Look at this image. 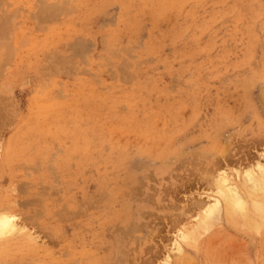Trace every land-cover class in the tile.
<instances>
[{
    "label": "rangeland",
    "instance_id": "obj_1",
    "mask_svg": "<svg viewBox=\"0 0 264 264\" xmlns=\"http://www.w3.org/2000/svg\"><path fill=\"white\" fill-rule=\"evenodd\" d=\"M0 27V264H264L239 215L175 249L264 167V0H1Z\"/></svg>",
    "mask_w": 264,
    "mask_h": 264
},
{
    "label": "bare ground",
    "instance_id": "obj_2",
    "mask_svg": "<svg viewBox=\"0 0 264 264\" xmlns=\"http://www.w3.org/2000/svg\"><path fill=\"white\" fill-rule=\"evenodd\" d=\"M0 28L2 29V27H0ZM5 28H6V26H5ZM7 28L10 29L11 27L10 28L7 27ZM0 31L2 32V33L0 32L1 33L0 35H3L5 30H0ZM6 33H9V32H6ZM11 34H8L7 35L8 37L6 36V38H5L6 41H7V38H9V35H11ZM4 36L5 35H3V37ZM3 37H2V39H3ZM11 38H12V36L9 39L11 40ZM8 42H9V40H8ZM0 44H1V42H0ZM3 44H4V42H3ZM9 46H11V45L10 44L9 45L4 44V45L0 46V49H2V48H4L5 50L7 48L10 49ZM2 51L3 50H1V53H0L1 54L0 63L2 61V57H4L3 61L7 57V56L6 57L4 56L5 51H3V52ZM9 52H10V50H9ZM13 54H15V53H13ZM8 61L6 60V62L5 61L3 62L4 63L3 69H5L4 68L5 63H7ZM5 71L6 70H4V72H2V73L5 74ZM0 75H2V74H0ZM2 82H5V80H2ZM4 91H5V88L1 87L0 94H4L5 93ZM3 97L6 98V96H3ZM1 98H2V96H0V101H1ZM8 98H10V97H8ZM3 100H8V99H3ZM9 103L14 104L12 97H11V101ZM2 107L5 108V106H2ZM6 107H8V106H6ZM8 109H9V107H8ZM11 109H13V107ZM15 109L16 108H14V110ZM236 176H237V179L239 178V180L243 183L242 187L239 186L237 183L232 182V179H231L232 177L228 176V174L227 175L224 174V175L216 177V182H215V184L212 185L214 194H213V196L210 197L208 204L205 203V206L203 207L201 214L199 215V217H197L198 220H196L197 222L195 223V227H193V230L191 229V231H187V232L181 231L179 236H178V239L181 241V242H177L175 244V247H176L175 249H176V253H178V256H180V254L182 253V244L181 243L193 241L194 237L197 236L198 234H200L201 231H205V233H206V230H210L211 227L209 228V226H211L210 223L212 222L214 217H219L221 215V216H224L226 219H229V220L233 219L234 220L235 217H237L239 215V217L241 216V217L245 218L246 225L250 229H257V228L261 227V226H259L260 222L264 223L262 220V218L264 219V202L252 200V198H253L252 194L254 192H263L264 193V167L261 165H257L255 167V169H253V170H246V172L243 173V176H241L240 173H237ZM228 177H230V178H228ZM255 199L257 200V198H255ZM258 216L260 218H258ZM13 217L14 216L10 217V215H8V216L0 215V239H2L4 236L8 235V233L12 232V230L14 231V228H16V225L13 222ZM243 222H245L244 219H243ZM15 230L17 231V228ZM18 231H21V230H18Z\"/></svg>",
    "mask_w": 264,
    "mask_h": 264
}]
</instances>
